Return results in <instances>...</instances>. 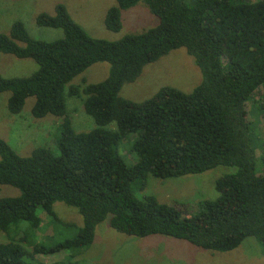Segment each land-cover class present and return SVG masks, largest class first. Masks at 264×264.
Here are the masks:
<instances>
[{"label":"trees","instance_id":"trees-1","mask_svg":"<svg viewBox=\"0 0 264 264\" xmlns=\"http://www.w3.org/2000/svg\"><path fill=\"white\" fill-rule=\"evenodd\" d=\"M115 1L105 14L107 30L119 32L121 12L138 3L158 24L105 41L92 38L57 4L52 15L40 13L35 23L61 30V38L34 39L20 21L12 23L7 34L0 33L1 54L37 66L28 77L0 75V94L9 93L8 112L19 114L25 100L34 98V118L62 120L56 152L37 148L21 157L0 139V186L19 191L16 197L0 198V231L9 238L0 243V264H40L37 256L61 251H70L73 260L76 250L92 245L96 227L106 220L120 234L166 236L217 253L230 252L251 237L264 258V173L256 167V122L249 121L246 110L247 103L254 115L263 107L253 98L259 90L264 95V0ZM179 48L194 59L201 74L190 93L163 88L140 103L119 97L146 65ZM97 63L109 65L103 81L71 84ZM66 96L83 98L94 129L74 131ZM111 123L115 130L106 128ZM129 137L130 166L119 153ZM216 167L233 172L215 181L217 198L201 202L193 215L142 193L148 177L174 179ZM58 202L75 208L82 219L73 238L47 247L25 246L16 232L9 236L21 222L37 229L38 210L54 227H71L54 213Z\"/></svg>","mask_w":264,"mask_h":264},{"label":"rangeland","instance_id":"rangeland-1","mask_svg":"<svg viewBox=\"0 0 264 264\" xmlns=\"http://www.w3.org/2000/svg\"><path fill=\"white\" fill-rule=\"evenodd\" d=\"M186 4L193 0H184ZM255 1V0H250ZM63 4L71 18L92 38L117 41L126 35L140 34L155 27L158 20L149 9L138 3L121 12V30L117 33L106 29L104 18L107 10L116 5L115 0H0V33L7 34L12 23L20 21L28 34L37 40L53 41L62 37L59 29L38 27L37 15H52L54 7ZM37 66L29 59H17L0 53V75L5 78L28 77ZM109 71L107 63H97L76 77L71 84L82 87L84 82L96 84L103 81ZM201 81V74L194 59L184 48L169 52L158 61L146 65L140 76L132 83L126 84L119 92V97L131 102L140 103L155 95L163 88H171L183 93H190ZM9 93L0 94V139L19 156L25 157L37 148H47L56 152L61 119L46 116L36 119L31 114L34 98L25 100L21 112L12 115L7 110ZM67 115L75 132H89L95 124L83 108V98L66 96ZM256 105H262L259 114L251 113V103L246 104L248 119L256 122L254 135L260 142L256 150L257 169L264 173V95L259 90L253 98ZM115 130V124L107 127ZM121 144L119 153L125 163H133L127 154L133 138H127ZM122 151V152H121ZM233 172L226 167H216L199 175H187L180 178L158 180L148 177L143 194L157 198L160 203L175 207L183 215L189 216L198 212L199 205L205 200H214L218 193L215 181L223 175ZM19 191L10 186H0V198L16 197ZM136 195V194H135ZM53 211L64 223L72 224L65 228L53 226L51 219L41 210L37 211L40 226L32 229L26 222L10 230L9 236L24 238V244L53 247L65 239L76 235L82 219L77 210L64 203H55ZM9 242L8 236L0 231V243ZM30 249V248H29ZM76 257L70 260V251H61L55 255L37 256L40 264H264L259 243L251 237L244 239L241 245L226 253L206 251L193 245L166 236L154 235L136 238L120 234L111 229L108 220L99 224L95 230L94 241L87 248L76 250ZM31 264H38L35 260Z\"/></svg>","mask_w":264,"mask_h":264}]
</instances>
